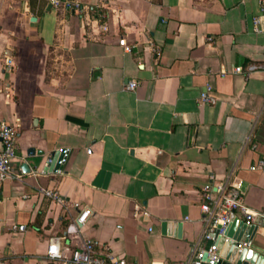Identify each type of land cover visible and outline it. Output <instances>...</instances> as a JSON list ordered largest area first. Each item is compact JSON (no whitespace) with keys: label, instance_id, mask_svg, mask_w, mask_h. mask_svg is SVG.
Returning <instances> with one entry per match:
<instances>
[{"label":"crops","instance_id":"obj_1","mask_svg":"<svg viewBox=\"0 0 264 264\" xmlns=\"http://www.w3.org/2000/svg\"><path fill=\"white\" fill-rule=\"evenodd\" d=\"M62 1L0 0V121L18 127L22 175L0 188L3 264H60L46 253L75 228L74 201L90 208L82 234L135 264L190 261L213 243L207 183L234 178L264 217V171L251 168L264 159L260 0ZM207 84L215 103L199 101ZM256 229L238 238L252 234L264 264Z\"/></svg>","mask_w":264,"mask_h":264},{"label":"built area","instance_id":"obj_2","mask_svg":"<svg viewBox=\"0 0 264 264\" xmlns=\"http://www.w3.org/2000/svg\"><path fill=\"white\" fill-rule=\"evenodd\" d=\"M55 5H61L62 0H52ZM69 7H73V3L65 2ZM78 6V5H76ZM264 16V0H260V14L255 18V29L258 30V24L261 17ZM121 43L125 45V49L130 50V46L125 39H121ZM7 68L12 70L14 61L10 57L7 58ZM235 72H241L242 67L234 68ZM139 81L132 79L127 84L128 89H135ZM212 86L207 84L205 89L201 91L199 101L201 103H215L216 98L211 95ZM18 127L17 125L2 120L0 121V188L2 183L8 178H21V174L13 171V162L17 157ZM52 162L49 157L46 166ZM252 169H260L264 171V159L258 160ZM42 173H46L47 169H42ZM213 177V176H212ZM39 193L58 203L69 204V200L57 190L40 188ZM218 194V198L215 197ZM202 202L201 209L206 214L208 220V230L206 237L212 239V233L219 230L223 234L230 223L233 221V215L246 223H252L259 211L250 208L244 201L243 193L234 178L220 182L215 186L211 183L205 184L201 189ZM28 197V195H25ZM74 207L80 209V213L75 219V228L68 227L65 234L51 237L46 257L52 262L60 264H135L129 262L125 257L115 254L109 246L97 249L95 241L85 237L80 230V223H83L90 214V208L81 207L78 201L71 203ZM16 227V226H15ZM20 230L25 229V225H19ZM221 257L218 254L216 243H212L208 248L198 250L190 261H181L174 264H220ZM0 264L3 261L0 259Z\"/></svg>","mask_w":264,"mask_h":264},{"label":"water","instance_id":"obj_3","mask_svg":"<svg viewBox=\"0 0 264 264\" xmlns=\"http://www.w3.org/2000/svg\"><path fill=\"white\" fill-rule=\"evenodd\" d=\"M33 152V149L31 150ZM64 151L56 152L53 156L52 162L49 164L50 171H57L60 169L62 155ZM245 224L252 228V234L256 232V225H264V217L257 216L252 223L235 217L227 227L226 231L221 234L219 230H215L212 235L213 243L218 247V254L221 257L220 264H255L258 255L254 249L251 248L252 234H247L243 238H238V229L244 227Z\"/></svg>","mask_w":264,"mask_h":264}]
</instances>
